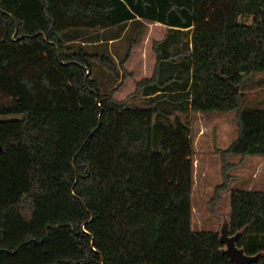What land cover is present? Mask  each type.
Instances as JSON below:
<instances>
[{
	"label": "trees",
	"instance_id": "1",
	"mask_svg": "<svg viewBox=\"0 0 264 264\" xmlns=\"http://www.w3.org/2000/svg\"><path fill=\"white\" fill-rule=\"evenodd\" d=\"M142 22L165 35L151 77L117 101L96 74L119 70L83 38L131 26L124 71ZM191 31L220 35L211 62L236 88L216 206L225 159L264 157V109L239 93L264 74V0H0V264H233L218 231L191 228ZM229 195L228 235L264 264V190Z\"/></svg>",
	"mask_w": 264,
	"mask_h": 264
},
{
	"label": "rangeland",
	"instance_id": "2",
	"mask_svg": "<svg viewBox=\"0 0 264 264\" xmlns=\"http://www.w3.org/2000/svg\"><path fill=\"white\" fill-rule=\"evenodd\" d=\"M249 23L250 17L240 19ZM131 26L117 39L112 31H89L83 38L87 48L94 47L99 53L111 58L119 76L114 82L105 69L96 74L97 82L102 92H110L120 85L114 94V99L123 101L133 93L137 82L151 77L155 56L152 52V42L165 35L166 27L154 23L142 22L136 31L141 33V40L131 50L130 58L124 64V71L119 68V61L127 49L125 38ZM192 96L188 118L190 137L193 144V180L191 191V228L195 231H218L227 225L230 211V192L232 190H264V157L263 156H228L225 162L228 170V191L220 197L217 206L211 205L216 186L223 182L221 160L222 151L236 137L237 126L234 119V103L230 86L215 75V67L211 62L214 45L220 43V35L191 31ZM107 39V40H102ZM110 39V40H109ZM103 41V45H101ZM95 76V74L93 75ZM244 108L264 109V74L249 76L239 91ZM129 102L143 105L138 97Z\"/></svg>",
	"mask_w": 264,
	"mask_h": 264
},
{
	"label": "water",
	"instance_id": "3",
	"mask_svg": "<svg viewBox=\"0 0 264 264\" xmlns=\"http://www.w3.org/2000/svg\"><path fill=\"white\" fill-rule=\"evenodd\" d=\"M231 86V85H230ZM233 87V86H232ZM236 89L232 91L235 93ZM1 150V147H0ZM238 237L237 235L229 236L227 225L222 227L219 240L222 244L225 245L224 254L231 260L233 264H250L257 260V257H250L243 253L242 249H239L235 245V241Z\"/></svg>",
	"mask_w": 264,
	"mask_h": 264
},
{
	"label": "crops",
	"instance_id": "4",
	"mask_svg": "<svg viewBox=\"0 0 264 264\" xmlns=\"http://www.w3.org/2000/svg\"><path fill=\"white\" fill-rule=\"evenodd\" d=\"M155 24H157V23H155ZM158 25H160V24H158ZM155 64V63H154ZM217 206V205H216Z\"/></svg>",
	"mask_w": 264,
	"mask_h": 264
}]
</instances>
